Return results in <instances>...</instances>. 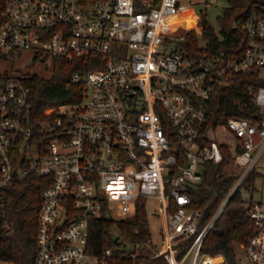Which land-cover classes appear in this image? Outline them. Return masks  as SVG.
I'll list each match as a JSON object with an SVG mask.
<instances>
[{
    "label": "built area",
    "instance_id": "obj_1",
    "mask_svg": "<svg viewBox=\"0 0 264 264\" xmlns=\"http://www.w3.org/2000/svg\"><path fill=\"white\" fill-rule=\"evenodd\" d=\"M196 24L191 1L4 0L1 59L30 57L52 66L55 55L68 61L85 56L82 62L93 64L70 75V82L82 84L80 99L60 103L53 117L48 107L43 118L33 117L28 73L0 72V186L28 173L47 180L39 192L32 264H111L113 247L86 250L92 218L131 213L136 198L146 196L160 203L154 212L159 237L126 243L128 256L228 264L202 244L237 190L254 228L239 243L236 264H264V198L242 192L248 173L264 164V82L250 91L261 111L257 121L225 120L241 145L231 157L237 169L200 226V210L187 191L200 181L204 161L222 157L216 140L204 139L216 85L231 72L264 78V4L242 21L247 40L237 51L182 48L188 29L201 33Z\"/></svg>",
    "mask_w": 264,
    "mask_h": 264
},
{
    "label": "trees",
    "instance_id": "obj_2",
    "mask_svg": "<svg viewBox=\"0 0 264 264\" xmlns=\"http://www.w3.org/2000/svg\"><path fill=\"white\" fill-rule=\"evenodd\" d=\"M3 2L4 0H0V6ZM260 4H264V0H227L221 13L217 15L218 28L208 20L207 7L197 6L198 22L202 26L201 43L194 31L188 29L180 46L189 52L239 50L247 40L241 23L249 11ZM84 58L85 56L75 57L68 61L55 55L52 57L49 75L31 73L25 77L32 89L31 111L34 118L46 117L45 110L48 107L54 108L53 117L60 103L80 99L82 84L79 81L70 82V75L78 67L93 66L84 64ZM263 82L264 78L255 73L231 72L226 80L216 85L207 101L204 139L216 140L222 157L216 162L204 161L201 164L200 181L188 186L190 205L200 210L199 226L211 216L235 176L234 172L222 170L223 163L241 148L239 140L226 128L225 120L234 115L257 121L261 111L252 100L250 91ZM254 174L255 170L248 173L243 181V188L252 190ZM46 182V177L28 173L21 179L11 180L0 186V260H8L13 264L33 263L39 192ZM240 194L237 190L231 195L207 231L202 244V249L207 252L222 253L228 264H236V244L245 241V237L254 228L253 219L247 214ZM150 234L145 201L138 197L131 213L120 217L103 213L92 218L86 250L100 253L105 247H113V255L109 257L111 264H166L160 255L147 256L140 253L131 257L126 254L128 243H144ZM147 249L153 250L151 247Z\"/></svg>",
    "mask_w": 264,
    "mask_h": 264
},
{
    "label": "rangeland",
    "instance_id": "obj_3",
    "mask_svg": "<svg viewBox=\"0 0 264 264\" xmlns=\"http://www.w3.org/2000/svg\"><path fill=\"white\" fill-rule=\"evenodd\" d=\"M184 2H189L193 4V12L195 13V18L197 21L196 25H200L199 13L196 10L197 6H206L207 7V18L210 23L218 28L217 15L221 13L222 7L227 3V0H210L211 4L209 5L208 0H182ZM198 37V42L201 43V35L195 28H191ZM28 53V51H25ZM7 70L12 74H31L38 73L43 75H49L51 72V62L49 60L45 62L34 61L30 57H21L11 62L5 59L0 58V72ZM222 170L226 172H234L237 169V165L231 159L228 158L226 162L223 163ZM253 188L252 190L244 188L243 193H252L256 197L264 198V164L258 162L255 167V174L253 177ZM159 202L155 196H146L145 205L148 213V224L151 235L157 240L159 237V218L158 215L154 212L158 210ZM114 232H117L115 227H112ZM236 251L241 252L242 248L239 244H236ZM0 264H13L8 260H0Z\"/></svg>",
    "mask_w": 264,
    "mask_h": 264
}]
</instances>
